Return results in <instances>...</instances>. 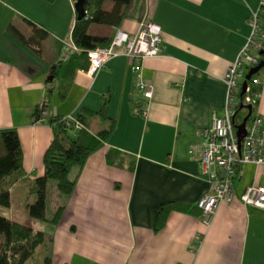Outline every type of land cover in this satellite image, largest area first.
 <instances>
[{"label":"crops","instance_id":"obj_1","mask_svg":"<svg viewBox=\"0 0 264 264\" xmlns=\"http://www.w3.org/2000/svg\"><path fill=\"white\" fill-rule=\"evenodd\" d=\"M76 1L0 0V131L17 132L23 170L10 200L17 187L43 176L54 131L35 124L33 115L47 94L49 120L75 119L81 109L98 112L106 103L115 122L108 141L71 171L73 193L58 195L64 210L51 264H264V209L239 201L248 187L264 188V165L240 169L232 201L217 208L208 228L195 209L209 191L198 162L200 132L212 114H222L223 79L248 42L261 0H131L118 28L91 26L92 35L110 40L117 30L135 35L141 23L160 27L162 56L141 67L153 88L148 103L129 58L110 60L91 78L86 71L64 72L70 54L80 52L71 42ZM29 24L48 33L38 55L6 31L12 25L27 37ZM258 25L264 34V15ZM256 79L254 113L264 116V68ZM94 119L98 131L108 127ZM167 204L176 208L154 232L151 212ZM5 218L16 222L13 213Z\"/></svg>","mask_w":264,"mask_h":264},{"label":"trees","instance_id":"obj_2","mask_svg":"<svg viewBox=\"0 0 264 264\" xmlns=\"http://www.w3.org/2000/svg\"><path fill=\"white\" fill-rule=\"evenodd\" d=\"M130 1H85V15L82 20L75 21L71 32V42L80 52L70 54L68 60L64 63L63 69L66 74L71 75L78 70L87 71L89 64L85 52L107 47L111 42L110 39L92 35L91 26L118 28ZM106 4H110L111 7L106 9ZM29 26L31 33L27 37L23 36L12 25H9L6 31L18 44L31 53L38 55L42 43L48 38V33L33 24H29ZM262 52L264 50L258 51L259 63L263 61V56L260 55ZM258 74L253 78H256ZM65 92L60 94V99L65 98ZM48 96L49 94H47L46 100L35 108L34 121L39 118L42 111L47 109ZM96 117L100 121L108 122V127L92 133L89 121ZM65 119L62 117L48 119V125L53 127L54 138L44 154L43 176L35 179L29 189V195H34V201L26 207L27 215L31 220L46 221L48 182L53 181L55 183L59 196H70L75 187V180L71 178V171L81 169L87 159L108 141L115 128L114 120L108 117L106 103H103L98 112L81 109L77 113L75 120L82 125V129L78 132H74L72 127L67 128ZM22 178V151L17 132L12 129L0 131V208H9L10 187ZM173 205L167 204L152 210L151 221L154 232L163 229L169 213L176 208ZM63 210V207H58L53 218L48 222L56 226L62 217ZM43 244L44 236L42 233L34 231L29 225L16 223L0 216V264H24L32 257L35 250ZM40 264H51V258H44Z\"/></svg>","mask_w":264,"mask_h":264},{"label":"built area","instance_id":"obj_3","mask_svg":"<svg viewBox=\"0 0 264 264\" xmlns=\"http://www.w3.org/2000/svg\"><path fill=\"white\" fill-rule=\"evenodd\" d=\"M261 15H264V0L260 1L258 13L251 16V34L247 44L223 79L225 102L222 114L220 117L212 114L211 125L200 132L198 162L201 175L209 185V191L196 202L195 207L199 210L201 223L206 228L211 226L217 208L222 203L232 201L240 169L247 165H264V116L254 113L259 102V93L255 90L258 85L256 78L252 77L247 82L244 95L241 96L245 76L258 65V58L250 52L264 50V34L258 25ZM162 49L161 29L155 24L141 23L133 36L117 30L107 47L85 52L89 64L86 75L93 77L112 59L129 58L133 61L136 89L148 103L152 99L153 88L144 82L141 67L146 60L161 57ZM247 107L251 108L252 114L245 124L244 136L239 139L237 127L248 115ZM243 110L247 115L239 119ZM137 114L142 116L146 113L137 108ZM64 121L67 128L72 127L74 132L82 129V125L75 119L66 118ZM34 123L48 125L46 112L42 111ZM239 201L246 206L263 210L264 188L248 187L240 195Z\"/></svg>","mask_w":264,"mask_h":264},{"label":"rangeland","instance_id":"obj_4","mask_svg":"<svg viewBox=\"0 0 264 264\" xmlns=\"http://www.w3.org/2000/svg\"><path fill=\"white\" fill-rule=\"evenodd\" d=\"M107 5L108 4L105 5L106 9H107ZM259 64L260 63L258 61V65ZM58 65L59 64H56V66ZM246 115H247L246 111L244 110L241 111L239 114V119L244 118ZM89 123H90L91 131L96 132L98 131V129H100L99 125L101 123L97 119H91ZM31 185H29V187H25V186L17 187V189H15L13 192L12 199L10 200L9 208L6 209L0 208V209L1 211H3V215H5V217H9V215L13 213L14 221L19 222L21 224L29 225V227L34 229V231L43 234L44 244L38 247L33 253L32 257L24 263V264H40L44 258L50 257V255H52L53 244L56 239L55 236L56 233L54 231L55 226L50 224L48 221H50L54 216L56 208L58 207L59 197H58V193H56L55 191V183L53 181H49L47 184V196H46V214H45L46 221L31 220L29 219L26 211L27 205L31 204L34 201V195L30 196L27 195L26 193V190L29 189Z\"/></svg>","mask_w":264,"mask_h":264},{"label":"water","instance_id":"obj_5","mask_svg":"<svg viewBox=\"0 0 264 264\" xmlns=\"http://www.w3.org/2000/svg\"><path fill=\"white\" fill-rule=\"evenodd\" d=\"M85 1L86 0H77L75 5H74V10L76 13V20L77 21L82 20L84 15H85V11H84ZM260 55L263 56V61L257 67L248 71L247 75L245 76L244 82L242 83V86H241V96L244 95V92H245V89L247 86V82L250 81L252 77L257 75L259 73V71L264 67V52H262ZM240 109H242V108L240 107ZM247 111H248V115L243 120V123L239 127H237V136L239 139H242V137L244 136L245 124L252 114L250 107H247Z\"/></svg>","mask_w":264,"mask_h":264},{"label":"bare ground","instance_id":"obj_6","mask_svg":"<svg viewBox=\"0 0 264 264\" xmlns=\"http://www.w3.org/2000/svg\"><path fill=\"white\" fill-rule=\"evenodd\" d=\"M197 209V208H196ZM198 210V209H197ZM198 212H199V210H198ZM199 214H200V212H199Z\"/></svg>","mask_w":264,"mask_h":264}]
</instances>
